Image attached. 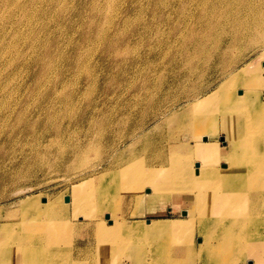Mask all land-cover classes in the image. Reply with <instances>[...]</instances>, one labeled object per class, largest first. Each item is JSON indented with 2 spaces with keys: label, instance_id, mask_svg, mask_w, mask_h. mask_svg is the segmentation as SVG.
<instances>
[{
  "label": "rangeland",
  "instance_id": "374dc122",
  "mask_svg": "<svg viewBox=\"0 0 264 264\" xmlns=\"http://www.w3.org/2000/svg\"><path fill=\"white\" fill-rule=\"evenodd\" d=\"M251 1L0 0V217L22 221L33 212L48 218L37 230L46 234L41 244L47 257L38 255L35 264L53 260L52 220L61 211L72 213L75 202L83 209H93V201L107 209L127 208L124 218L104 220L106 226L122 219L168 221L174 227L187 222L180 211L184 193L173 188L154 195L155 214L143 204L134 215L131 199L147 195L149 186L141 175L136 190L128 188L122 169L150 167L135 147H152L154 141L164 146L178 134L184 143L187 131L177 128L178 121L156 128L187 104L186 97L220 89L219 100L245 92L264 100V0H258L263 12L256 17ZM195 114L186 122L192 134L206 139L207 129L196 123L202 117ZM242 122L244 128L234 134L238 141L251 129L248 119ZM226 133L217 125L203 144L223 149L234 139ZM256 135L253 143L263 152L264 126ZM138 140L143 145L135 146ZM243 151L233 147L230 154L264 166L248 161ZM104 175L108 182L99 186L97 177ZM192 192H198L195 185ZM22 199L29 203L21 206ZM172 230L171 236L183 234ZM171 236L154 244L155 264L167 248L180 245ZM198 237L192 232L180 246L195 248ZM70 251L80 253L72 246ZM188 254L178 253L180 264H201L194 254L187 260ZM122 255L119 264L140 263L129 251ZM93 256L91 263L100 264ZM218 256L220 250L213 255ZM150 263L149 257L142 262Z\"/></svg>",
  "mask_w": 264,
  "mask_h": 264
},
{
  "label": "bare ground",
  "instance_id": "6f19581e",
  "mask_svg": "<svg viewBox=\"0 0 264 264\" xmlns=\"http://www.w3.org/2000/svg\"><path fill=\"white\" fill-rule=\"evenodd\" d=\"M259 2L251 1L252 6L256 8L253 12L255 17L263 12L259 10ZM209 59L212 60L211 57ZM201 93L186 97L187 104L156 128L178 121L180 125H177V128L181 131L184 128L187 131L184 143L179 142L177 138L179 134L173 138L174 141L171 140L172 143L168 142V139L164 146L160 141H154L151 147L143 145L138 140L135 146L142 144L144 148L140 150L145 152L139 153L140 150L135 147L134 153L137 151V155H142L143 162L151 168L135 167L131 169L135 174L126 168L122 169L124 173L121 174L129 178L131 184L124 178L128 188L136 190V178H140L141 175L143 183L149 186L145 190L147 195L134 196L131 199L136 205L134 215L140 214L139 210L143 204L149 207L148 213L155 214L157 211L152 207L155 204L154 195L173 188L172 190L184 193L183 205L181 204L183 209L180 211L184 212L187 222H179L174 227V224L168 221L152 222L149 225L130 220L125 222L122 219L114 220L112 224L106 226L104 220L109 217L124 218L127 208L113 209L114 207L109 206L107 209L103 208V203L98 205L97 201H93L91 202V205H94L93 209L87 208L90 205L83 209V206L75 202L72 213L67 210L61 211L60 215L52 220L51 244L56 243L57 247L53 253V260L48 258L46 263L38 264H62V261L67 264L68 256L72 257L71 264H92L91 262H94L91 260L92 255L100 264H119L122 254L128 251L137 263L140 262L139 264L148 257L151 258L150 264H155L154 244L158 239L161 241L165 237L169 238L173 232L172 228L174 231L178 229L183 232L182 235L171 236L174 243L180 245L188 243L189 235L195 231L200 236L198 237L200 243L195 248L180 245H176L174 250L171 247L167 248L164 260H159L157 264H180L181 258L178 257V253L182 252L189 253L187 260L194 254L201 264H264V166L249 161V159L264 161V150L259 152L253 143L257 132L260 133V128L264 126L262 125L264 116L259 115L264 113V100L248 92L240 97L232 95L222 100H219L222 96L220 89H214L199 97ZM195 112L202 117V120H196V123L207 129V140L210 139L209 132L215 133L217 125L233 137L239 128H244L242 121L246 119L250 122L251 129L246 131L243 140L238 141L234 137L229 143H225L223 149L217 148L214 144H203L206 139L192 134L193 125L186 122L196 115ZM163 116L161 112L158 120H163ZM141 129L142 125L137 131L140 132ZM261 133L263 134V131ZM159 146L161 149H156ZM233 147L244 149V158L249 162L243 163V157L233 159L230 154ZM146 154L149 155V160H146ZM220 161L227 164H223V169L217 168ZM193 163H196L194 174L191 168ZM158 175L165 176L167 180L158 181L156 179ZM108 179L107 175L97 177L98 185H105ZM191 185L196 186L197 194L194 192L190 194ZM108 190L105 188L100 192L103 194ZM28 203L27 199L20 202L21 206ZM25 217L22 221H14L12 215L0 217V264H35L38 255H42L44 259L47 257L46 247L41 244L46 234L38 233L37 230L41 225H45L48 218L44 215H34L33 212L26 214ZM147 236L151 244L146 243ZM71 246L74 251L78 249L80 253H72ZM219 250L220 256L216 260L213 255L219 253ZM137 253L141 256L137 257Z\"/></svg>",
  "mask_w": 264,
  "mask_h": 264
},
{
  "label": "crops",
  "instance_id": "0c3cea01",
  "mask_svg": "<svg viewBox=\"0 0 264 264\" xmlns=\"http://www.w3.org/2000/svg\"><path fill=\"white\" fill-rule=\"evenodd\" d=\"M224 143H225V142H224ZM223 145H225V144H223ZM223 145H222V146H223Z\"/></svg>",
  "mask_w": 264,
  "mask_h": 264
},
{
  "label": "water",
  "instance_id": "95a60500",
  "mask_svg": "<svg viewBox=\"0 0 264 264\" xmlns=\"http://www.w3.org/2000/svg\"><path fill=\"white\" fill-rule=\"evenodd\" d=\"M182 215H184V213H182Z\"/></svg>",
  "mask_w": 264,
  "mask_h": 264
}]
</instances>
